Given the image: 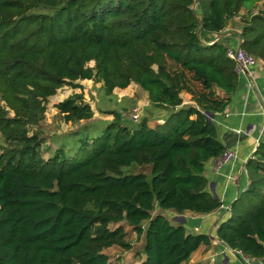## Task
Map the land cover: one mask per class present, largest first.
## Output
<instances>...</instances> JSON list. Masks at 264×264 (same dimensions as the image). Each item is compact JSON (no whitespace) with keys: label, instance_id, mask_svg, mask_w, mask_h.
<instances>
[{"label":"trees","instance_id":"trees-1","mask_svg":"<svg viewBox=\"0 0 264 264\" xmlns=\"http://www.w3.org/2000/svg\"><path fill=\"white\" fill-rule=\"evenodd\" d=\"M242 8L240 46L264 62V0H0V264H118L103 250L131 248L125 225L144 238L136 264H181L210 242L162 210L207 214L221 205L207 190L205 163L226 147L206 113L222 112L238 86L229 40L215 35ZM83 79L107 94L136 83L163 120L129 128L115 113L85 141L83 159L58 148L44 158L29 128L49 97ZM81 99L55 104L65 122L92 116ZM131 163L150 165L151 177L123 174ZM245 168L247 186L216 235L261 258L264 131Z\"/></svg>","mask_w":264,"mask_h":264},{"label":"crops","instance_id":"crops-1","mask_svg":"<svg viewBox=\"0 0 264 264\" xmlns=\"http://www.w3.org/2000/svg\"><path fill=\"white\" fill-rule=\"evenodd\" d=\"M244 16H247V9L242 8L238 15L228 19L223 30L215 35V40L226 37L231 46L237 45V33L240 31ZM249 73L238 74V86L222 112L206 113L213 121L217 136L225 145V149H233L238 154V158L230 162H221V154L205 163L207 190L220 200V207L207 214L184 211L173 213L171 217L168 215L172 221L183 224L192 232H202L211 236L208 244H201L192 252L189 259L181 264H247L240 254L218 239L216 228L230 215L231 203L247 186L245 163L252 156L264 131V114L261 111L264 104V62L259 61L249 69ZM130 84L125 88H114L112 93L130 95L128 92ZM144 94L148 105L151 106L145 91ZM186 95L188 99L184 98ZM181 97L184 104L192 102L188 93H181ZM157 110L154 108L152 120L148 121L150 126L160 122L165 114L164 110ZM95 119L97 118H93ZM248 263L264 264V256L251 257Z\"/></svg>","mask_w":264,"mask_h":264},{"label":"rangeland","instance_id":"rangeland-1","mask_svg":"<svg viewBox=\"0 0 264 264\" xmlns=\"http://www.w3.org/2000/svg\"><path fill=\"white\" fill-rule=\"evenodd\" d=\"M92 64L93 62H90V65ZM76 83L78 84L77 87L64 85L57 90L55 95L49 97L43 119L29 128V132L37 131L42 138L41 153L44 158L52 155L55 149L58 148L63 150L65 155L75 159H83L91 151V145H84L85 141L101 134L107 124L114 119L115 113L119 114L118 121L129 128L136 127L144 119H147V121L152 120L154 107L148 105L144 90L136 83H131L128 87L130 95L107 94L102 88L101 82H95L94 80H77ZM75 93L81 94V101L89 104L92 116L88 119L65 122L58 113L55 104ZM184 98L188 99V95ZM76 102L79 103L80 100ZM133 107H137L139 110L137 121L132 120L130 117V111ZM10 113L12 114V112ZM93 118L97 119L93 120ZM2 143L3 139L0 135V145ZM121 172L123 174L141 172L146 174L148 179L151 177V168L148 164L131 163L122 166ZM162 212L165 215L169 214L170 217L173 214L170 210H162ZM125 229L127 231L126 238L131 243V248L124 250L113 245L103 251L112 262L118 264L139 263L144 258L142 253L144 238L142 235L133 232L127 225H125Z\"/></svg>","mask_w":264,"mask_h":264},{"label":"built area","instance_id":"built-area-1","mask_svg":"<svg viewBox=\"0 0 264 264\" xmlns=\"http://www.w3.org/2000/svg\"><path fill=\"white\" fill-rule=\"evenodd\" d=\"M226 54L234 61L235 70L238 74H250L249 69L258 64L259 60L254 55L246 51L240 46V40L238 37V44L235 46H227ZM0 105H3V101L0 100ZM264 103V102H263ZM262 113L264 114V104L262 105ZM130 117L132 120L137 121L139 118V110L137 107H133L130 111ZM259 141V140H258ZM258 143V142H257ZM238 158V154L233 149H225L221 156V162H230ZM236 251V250H235ZM242 256V258L249 264L250 257L243 255L241 252L236 251Z\"/></svg>","mask_w":264,"mask_h":264}]
</instances>
